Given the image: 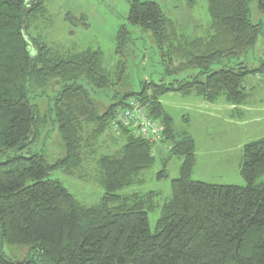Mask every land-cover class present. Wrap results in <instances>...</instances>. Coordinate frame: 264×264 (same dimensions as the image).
Instances as JSON below:
<instances>
[{
    "label": "trees",
    "instance_id": "1",
    "mask_svg": "<svg viewBox=\"0 0 264 264\" xmlns=\"http://www.w3.org/2000/svg\"><path fill=\"white\" fill-rule=\"evenodd\" d=\"M253 2L264 17V0H206L208 35L190 40L159 4L129 0L127 22L150 34L169 62H178L174 74L197 70L168 84L138 82L133 91L124 70L132 40L127 28L116 35L121 56L111 71L99 50L62 52L31 34L47 15L45 0H0V243L35 252V258L15 262L0 249V264H264V137L243 146L239 173L245 186L192 181L194 139L177 136L159 101L178 92L209 104L220 98L246 102V78L264 76V60L250 68L246 60L264 26L253 20ZM117 83L127 90L119 93ZM130 103L158 124L157 138H141L131 124L113 125ZM54 130L63 157L49 164L34 147ZM107 135L112 141L104 150L117 149L97 153L95 143ZM163 144L168 156L181 161L171 199L160 205L154 192L117 195L141 183L140 174ZM86 152L95 155L104 191L92 207L49 179L54 171L80 174ZM156 209L160 217L152 232L148 213Z\"/></svg>",
    "mask_w": 264,
    "mask_h": 264
},
{
    "label": "rangeland",
    "instance_id": "2",
    "mask_svg": "<svg viewBox=\"0 0 264 264\" xmlns=\"http://www.w3.org/2000/svg\"><path fill=\"white\" fill-rule=\"evenodd\" d=\"M148 1L159 4L164 14L177 24L182 32L180 34H184L188 39L208 35L210 18L206 12V0ZM45 2L47 7L45 20L33 27L31 34L40 36L47 45L62 52L99 50L104 67L111 71L121 56L115 53L116 35L122 27L128 29L132 40L130 46L125 47L124 70L129 90L137 91L138 82L168 84L197 73L196 69H190L174 74L173 70L178 62L174 59L169 62L164 50L154 45L150 34L142 33L127 22L129 0H45ZM251 11L253 20L255 22L262 20L264 25V17L258 15L255 2L251 4ZM261 59L264 60V26L257 47L246 57L247 66L256 67ZM168 70L171 74L167 73ZM247 82L248 88L254 85V89L249 91L251 112L241 120L232 118L226 110L225 113L222 111L223 99H219L215 104H209L198 97H184L178 92H170L160 98L164 111L172 118L177 136L184 132L195 140L196 163L191 173L192 181L213 185L245 186L239 173L243 146L264 137V76L250 75ZM255 85L259 88L257 89ZM115 88L119 93L127 90L121 83H117ZM45 105V101L40 102L41 111L45 110ZM100 111H103V108ZM109 141H112L110 136H103L95 143V151L98 153L111 146ZM167 148L165 144L155 148L154 164L140 174V184L122 189L116 194L129 196L154 192L159 194L157 202L160 205L168 202L171 199V180L178 177L181 161L177 157L168 156ZM116 149L104 151L110 154ZM34 150H43L49 164L63 157L62 143L55 130L49 141H38ZM94 156L87 154L80 174L70 175L54 171L49 175V179L59 182L80 205L85 207L98 205L104 193L97 176L95 158H92ZM161 172L166 174L165 178L157 177ZM261 180H264V177ZM159 217V209L148 213L149 229L152 232ZM0 249L8 259L15 262L35 258V252L26 246L1 242Z\"/></svg>",
    "mask_w": 264,
    "mask_h": 264
},
{
    "label": "built area",
    "instance_id": "3",
    "mask_svg": "<svg viewBox=\"0 0 264 264\" xmlns=\"http://www.w3.org/2000/svg\"><path fill=\"white\" fill-rule=\"evenodd\" d=\"M130 104L132 105V109L125 111L120 116H118L113 125L117 127L116 124L118 122L125 126L131 124V128L134 129L135 134L141 138L148 141H151L153 138H157L159 136V132L161 131L158 124L148 120L141 108L134 105L133 103Z\"/></svg>",
    "mask_w": 264,
    "mask_h": 264
},
{
    "label": "crops",
    "instance_id": "4",
    "mask_svg": "<svg viewBox=\"0 0 264 264\" xmlns=\"http://www.w3.org/2000/svg\"><path fill=\"white\" fill-rule=\"evenodd\" d=\"M248 78H246V80H245V83H244V86H245V89H246V92L249 94V91H252L253 89H254V85L252 84L251 86H249V88L247 87L248 86ZM251 81V80H250ZM256 86V88L258 89L259 87H258V85H255ZM249 90H248V89ZM250 95V94H249ZM220 99H223V98H220ZM219 100V99H218ZM217 100V101H218ZM216 101V102H217ZM223 101H224V99H223ZM204 102V101H203ZM212 104H215V102L214 103H212ZM250 101H249V98L246 100V102H244L243 104H241V105H231V104H228V103H226L225 101H224V106L221 108L222 109V111L225 113V110L228 112V114H229V116H231L232 118L233 117H235V118H237V119H243L244 118V116L245 115H247V113L248 112H251L250 110ZM202 106H204V105H202ZM228 116V117H229ZM195 141V140H194Z\"/></svg>",
    "mask_w": 264,
    "mask_h": 264
}]
</instances>
